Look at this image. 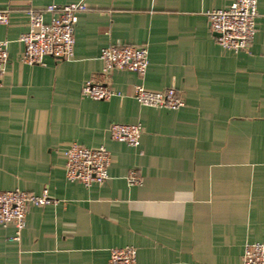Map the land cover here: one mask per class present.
I'll use <instances>...</instances> for the list:
<instances>
[{
	"label": "crops",
	"instance_id": "0c3cea01",
	"mask_svg": "<svg viewBox=\"0 0 264 264\" xmlns=\"http://www.w3.org/2000/svg\"><path fill=\"white\" fill-rule=\"evenodd\" d=\"M234 0H0L8 63L0 82V190L53 202L29 208L19 240L0 225V264H108L132 246L138 264H242L264 241V0L248 52L221 47L206 13ZM83 2L70 60L21 62L28 10ZM49 20V16H45ZM146 46L143 77L103 72L109 45ZM87 83L120 94H82ZM176 90V110L140 104L133 87ZM139 124L138 146L111 124ZM71 144L104 146L109 178L84 186L65 174ZM135 171L139 184L126 176Z\"/></svg>",
	"mask_w": 264,
	"mask_h": 264
},
{
	"label": "built area",
	"instance_id": "2783aa9c",
	"mask_svg": "<svg viewBox=\"0 0 264 264\" xmlns=\"http://www.w3.org/2000/svg\"><path fill=\"white\" fill-rule=\"evenodd\" d=\"M257 0H234L228 7L206 13L210 30L216 35L217 43L235 53L248 52L256 32ZM87 10L83 2L56 5L43 10H28V30L19 40L23 45L20 60L27 65H44L46 57L55 60H70L73 56L74 31L78 14ZM49 20H45V16ZM8 24L7 11L0 12V25ZM99 59L103 72L123 70L143 77L148 67L146 46L109 45L101 49ZM8 63L7 42L0 41V82ZM82 94L97 101H105L114 95L109 84L87 83ZM135 99L144 106L178 109L183 105L182 98L175 89L161 92L146 90L142 85L133 87ZM142 127L139 124H111V140L138 146ZM65 174L69 181L80 182L84 186L102 184L108 178L110 154L104 146L87 148L71 144L63 153ZM129 184H139L140 176L130 171L126 176ZM53 202L44 190L34 195L20 190H0V225H12L15 229L13 241L19 240L25 226L30 207L44 206ZM108 264H138L136 250L132 246L112 248ZM242 264H264V241L248 243L244 246Z\"/></svg>",
	"mask_w": 264,
	"mask_h": 264
}]
</instances>
